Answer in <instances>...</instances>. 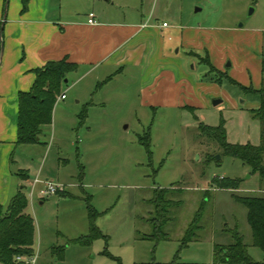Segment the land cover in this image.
I'll list each match as a JSON object with an SVG mask.
<instances>
[{"label":"rangeland","instance_id":"obj_1","mask_svg":"<svg viewBox=\"0 0 264 264\" xmlns=\"http://www.w3.org/2000/svg\"><path fill=\"white\" fill-rule=\"evenodd\" d=\"M98 1L97 9L89 0H70L64 10L72 18L101 10L116 13L119 20L142 15L166 21L170 26L163 36L174 51L184 27L212 30L225 39L221 71L244 85L261 87L264 0ZM195 57L190 69L200 74L203 65ZM82 74H67L40 143L22 146L15 154L14 168L25 167L32 177L25 183L36 225L32 264H213L215 245L232 243L236 231L250 264H264V250L253 244L247 208L234 199L264 197V182L199 127L224 120L229 142L260 144L261 122L251 111L259 106V95L223 78L199 95L194 110L148 107L141 104L139 69H128L109 86L96 81V72ZM215 99L222 101L214 105ZM36 177L61 180L67 193L40 198L43 184L34 185ZM219 177L242 179L240 188L212 186ZM163 188L182 189L167 195L182 203L157 209L152 200ZM90 207L104 236L86 242ZM201 208L202 229L183 246Z\"/></svg>","mask_w":264,"mask_h":264},{"label":"crops","instance_id":"obj_2","mask_svg":"<svg viewBox=\"0 0 264 264\" xmlns=\"http://www.w3.org/2000/svg\"><path fill=\"white\" fill-rule=\"evenodd\" d=\"M69 1L29 0L24 9L23 0H0V204L5 207L32 181L27 168H14V158L22 146L32 145L17 144L19 94L32 87L36 69L66 58L77 63L82 76L96 72V81L109 86L137 68L142 105L197 108L199 95L214 83L206 78V65L200 64V74L192 72L193 52L208 53L215 67H225V39L212 30L184 27L174 51L163 36L170 26L166 21L142 15L119 20L111 11L93 10L97 23L90 24L89 15L72 18L64 10ZM89 1L97 9L101 4ZM57 183L63 188L59 193H67L65 183Z\"/></svg>","mask_w":264,"mask_h":264},{"label":"trees","instance_id":"obj_3","mask_svg":"<svg viewBox=\"0 0 264 264\" xmlns=\"http://www.w3.org/2000/svg\"><path fill=\"white\" fill-rule=\"evenodd\" d=\"M28 2L29 0H23L24 9L27 8ZM193 54L199 58L201 64L208 66L209 71L206 77L209 81L219 83L223 78H227L230 83L239 86L244 92L259 95V106L251 109V111L261 122L260 144L255 145L250 142L234 144L229 142L224 120L218 126L200 123L199 127L203 134L215 138L221 144L226 155L242 160L244 164L250 167V173L258 174L261 181L264 182V54L260 55L262 72L260 88H255L253 85H244L229 76L225 71L219 70L212 63L208 53L204 56L194 52ZM77 69V63L65 58L50 61L44 67L35 70L36 78L32 87L28 91H21L19 94L18 145L40 143L43 128L52 124L54 107L61 93L64 79L67 74ZM187 108L194 110L193 107L187 106ZM241 181L242 179L227 180L219 177L216 184L212 186L237 190L240 188ZM25 189V186L21 187L7 207L0 204V262L2 264H27L25 261L18 260V257L32 258L35 256L36 225L28 210L29 199ZM175 190L177 189L163 188L156 190L155 198L152 201L157 209L182 203L167 198V195L172 194ZM177 191L181 192L182 189ZM207 197L205 196V200ZM234 199L247 208V220L251 227L253 244L264 250V197L260 195H235ZM202 208L190 223L182 239L183 246H187L191 241L197 239L198 231L202 229ZM96 217L97 213L90 207V233L86 236V242L104 236L95 223ZM63 258L64 255L61 253L60 259ZM225 263H252L247 253V246L238 231L235 232L232 243L226 245L216 244L214 247L213 264Z\"/></svg>","mask_w":264,"mask_h":264},{"label":"built area","instance_id":"obj_4","mask_svg":"<svg viewBox=\"0 0 264 264\" xmlns=\"http://www.w3.org/2000/svg\"><path fill=\"white\" fill-rule=\"evenodd\" d=\"M88 22L90 24H96L97 23L94 13L89 14ZM164 26H167V23H164ZM65 97H66L65 94H62L60 96V99H64ZM39 183L43 184V187L40 188V190L38 191L39 196L41 198H44V197L49 196V195H55L63 189L61 184L55 183L49 179L43 181V180L36 178L34 180V185L39 184ZM33 193H34V190H32L31 194L33 195ZM34 259H35V257H32V258H28V257H24V256L18 257V260L25 261L27 264H32L34 262Z\"/></svg>","mask_w":264,"mask_h":264},{"label":"water","instance_id":"obj_5","mask_svg":"<svg viewBox=\"0 0 264 264\" xmlns=\"http://www.w3.org/2000/svg\"><path fill=\"white\" fill-rule=\"evenodd\" d=\"M252 11H253V9L251 10V12H252ZM1 51H2V53H3V45H2V47H1ZM227 66H231V63H228ZM221 101H222V100H220V99H215V100L213 101V104H214V105H217V104L221 103Z\"/></svg>","mask_w":264,"mask_h":264}]
</instances>
